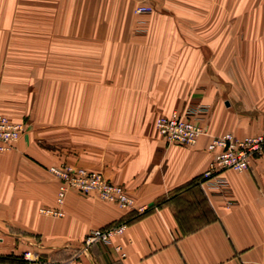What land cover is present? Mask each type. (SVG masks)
I'll return each mask as SVG.
<instances>
[{
	"label": "crops",
	"instance_id": "crops-1",
	"mask_svg": "<svg viewBox=\"0 0 264 264\" xmlns=\"http://www.w3.org/2000/svg\"><path fill=\"white\" fill-rule=\"evenodd\" d=\"M40 4L37 49L24 33L15 52L11 16L0 32L6 94L50 90L40 109L44 144L29 133L0 155V264H25L19 256L27 251L46 264L69 253L80 264H264V154L246 171L222 172L225 186L199 184L213 137L264 131V0ZM138 5L152 12L136 15ZM197 106L204 135L194 146L167 144L155 120ZM0 115L22 123L10 109ZM59 164L102 174L147 212L134 219L70 192L63 218L40 215L36 208L55 207L54 195L41 193L45 169ZM118 223H127L122 236L82 251L90 231Z\"/></svg>",
	"mask_w": 264,
	"mask_h": 264
},
{
	"label": "built area",
	"instance_id": "built-area-1",
	"mask_svg": "<svg viewBox=\"0 0 264 264\" xmlns=\"http://www.w3.org/2000/svg\"><path fill=\"white\" fill-rule=\"evenodd\" d=\"M152 12L149 6L138 5L134 9L136 15H145ZM204 113V108L197 106L184 112L173 111L169 115L160 116L155 120V128L167 144L194 146L198 139L204 135V128L195 122V118ZM24 132V125L10 121L6 116L0 115V155L8 152L13 144L19 140ZM207 150L213 154L212 161L202 173L199 184H209L211 187L225 186V181L220 174L231 170L237 173L246 171L250 162L264 154V131L255 136L238 138L232 134L213 137ZM51 175L58 181L55 208H40V215L54 218H63L62 209L69 191L80 194H92L105 202H111L118 208L132 211L137 216L147 211L144 206L137 205L119 185L109 182L102 174L80 167L59 164L48 168ZM127 228V223L111 224L104 228L90 231L83 240L82 251L95 244L110 242L113 238L122 236ZM117 251L122 250L120 246ZM124 257V253L121 252ZM22 260L25 264H46L35 253L24 252ZM60 264H80L79 254Z\"/></svg>",
	"mask_w": 264,
	"mask_h": 264
},
{
	"label": "rangeland",
	"instance_id": "rangeland-1",
	"mask_svg": "<svg viewBox=\"0 0 264 264\" xmlns=\"http://www.w3.org/2000/svg\"><path fill=\"white\" fill-rule=\"evenodd\" d=\"M40 1L41 0H0V22H1L0 32L4 34L7 33V25L5 24L6 17L7 16L13 17L14 24L11 27V30H9L8 32H11L12 35L15 34L13 35L15 40L13 42H9L10 45L14 44L15 52H20V49L22 50L23 48L24 33L29 34L28 36L33 38L31 39L30 42L34 44L35 49L38 48V43H39L37 40L38 39V34H37L38 22H39L38 18L40 16V13L41 15L44 16L45 11H46V10H41L42 6L44 5L40 4ZM48 11L49 10H47V12ZM2 39L3 40L0 42V45H2V51H0V66L1 65L4 66L6 64L7 54H8V47L6 46L8 42L6 41V37ZM34 39L36 41L33 42L32 40ZM34 58H35L34 59L35 61H38L37 57H34ZM14 60H15L14 63L18 65H23V62H22L23 57L16 55V58ZM35 67L37 69V65ZM5 75H6L5 72H2V73L0 72V109H10L13 112V115L18 117V119L22 121V124L24 125V132L22 133L20 138L28 135L29 133L30 134L34 133L29 138L33 140V143L36 146L43 145L44 143H42L43 141L39 137V130L42 129L40 128L41 127L40 115L41 113H43V111L40 109L43 107L41 103H44L46 91H50V90H44L40 88L39 89H26V88H22V86L21 87L18 86L14 88L13 90L9 89V94H6L8 90L4 89L1 83L2 77ZM7 96H9V98ZM28 111H31V112L33 111V112L29 114ZM31 117H33V120H31ZM15 143L13 144L12 148L8 152L14 149ZM45 172H46V180H45L44 186L42 187L41 193L43 194L44 197L48 199H50L53 195H54V198L56 199L58 181L55 179L53 175L49 173L48 168L45 169ZM56 184H57V187H56ZM70 192H74V191H69V193ZM84 195H92V194H84ZM55 206H56V203H55ZM50 208H55V207H50ZM38 210L39 208H36V211ZM134 216H137V215L134 213ZM138 216H141V215H138ZM46 217H49V216H46ZM49 218H54V217H49ZM29 252H32V251H29ZM61 253H64V252H61ZM22 255L23 253L19 256V258H22ZM65 258L67 260L72 258V253H69L67 256H65ZM39 259L43 260L42 257ZM67 260L61 261L60 263L65 262ZM60 263L57 262L56 264H60Z\"/></svg>",
	"mask_w": 264,
	"mask_h": 264
},
{
	"label": "trees",
	"instance_id": "trees-1",
	"mask_svg": "<svg viewBox=\"0 0 264 264\" xmlns=\"http://www.w3.org/2000/svg\"><path fill=\"white\" fill-rule=\"evenodd\" d=\"M139 216H134V219L138 218ZM178 220L180 221V225L185 227V222L183 223V221L185 220V218L183 216H180V218H178Z\"/></svg>",
	"mask_w": 264,
	"mask_h": 264
}]
</instances>
